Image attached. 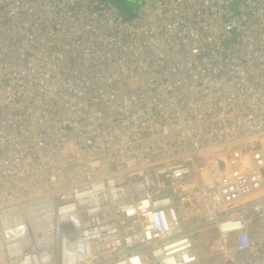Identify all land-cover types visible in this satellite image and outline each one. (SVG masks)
<instances>
[{"label":"built area","instance_id":"built-area-1","mask_svg":"<svg viewBox=\"0 0 264 264\" xmlns=\"http://www.w3.org/2000/svg\"><path fill=\"white\" fill-rule=\"evenodd\" d=\"M0 264H264V0H0Z\"/></svg>","mask_w":264,"mask_h":264},{"label":"rangeland","instance_id":"rangeland-1","mask_svg":"<svg viewBox=\"0 0 264 264\" xmlns=\"http://www.w3.org/2000/svg\"><path fill=\"white\" fill-rule=\"evenodd\" d=\"M121 12H126L128 6L130 7H137L139 0H111Z\"/></svg>","mask_w":264,"mask_h":264},{"label":"crops","instance_id":"crops-1","mask_svg":"<svg viewBox=\"0 0 264 264\" xmlns=\"http://www.w3.org/2000/svg\"><path fill=\"white\" fill-rule=\"evenodd\" d=\"M125 9H126V12H123V13H125L127 15H132L135 12V7L128 6V9L127 8H125Z\"/></svg>","mask_w":264,"mask_h":264}]
</instances>
